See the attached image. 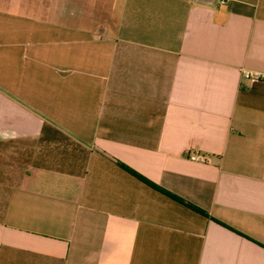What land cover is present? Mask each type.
Wrapping results in <instances>:
<instances>
[{
  "label": "crops",
  "instance_id": "0c3cea01",
  "mask_svg": "<svg viewBox=\"0 0 264 264\" xmlns=\"http://www.w3.org/2000/svg\"><path fill=\"white\" fill-rule=\"evenodd\" d=\"M245 71L264 0H0V264H264Z\"/></svg>",
  "mask_w": 264,
  "mask_h": 264
},
{
  "label": "trees",
  "instance_id": "16d2710c",
  "mask_svg": "<svg viewBox=\"0 0 264 264\" xmlns=\"http://www.w3.org/2000/svg\"><path fill=\"white\" fill-rule=\"evenodd\" d=\"M124 168H126V169L129 171V173H131L133 176H135V177L138 178L139 180L143 181L144 183L148 184V185L151 186L152 188L158 190L159 192H161V193L167 195L168 197L174 199V200L177 201V202H180L181 204H184V205H186V206L192 208L193 210H195V211H197V212H199V213H201V214H205L202 210L196 208L195 206H193L192 204L186 202L185 200H183V199H181V198H179V197H177V196L171 194L170 192H168V191H166V190L160 188L159 186H157V185L154 184L153 182L149 181L148 179H146L144 176H142V175L139 174L138 172L134 171L133 169H131V168H129V167H126V166H124Z\"/></svg>",
  "mask_w": 264,
  "mask_h": 264
},
{
  "label": "built area",
  "instance_id": "2783aa9c",
  "mask_svg": "<svg viewBox=\"0 0 264 264\" xmlns=\"http://www.w3.org/2000/svg\"><path fill=\"white\" fill-rule=\"evenodd\" d=\"M227 0H221L222 4H225ZM244 79L249 80V81H259V80H264V75L258 72H244ZM190 160L194 162H200V163H205L206 160L204 157L197 156V155H190Z\"/></svg>",
  "mask_w": 264,
  "mask_h": 264
}]
</instances>
